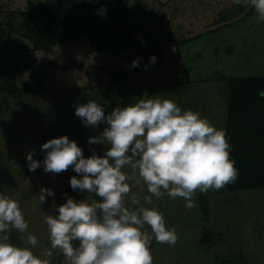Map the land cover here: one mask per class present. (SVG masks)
<instances>
[{
  "label": "rangeland",
  "instance_id": "1",
  "mask_svg": "<svg viewBox=\"0 0 264 264\" xmlns=\"http://www.w3.org/2000/svg\"><path fill=\"white\" fill-rule=\"evenodd\" d=\"M28 1L38 0H0V22L5 24L8 15L13 23L10 39L0 41V194L19 201L29 226L26 233L11 230L19 237L17 246L31 247L38 256L48 249L53 253L48 258L51 264L56 257L60 264H67L61 250L51 248L45 216L56 215V208L67 198H93L91 193L72 190L70 178L81 176L71 167L60 174L44 171L46 153L41 145L67 136L82 149L84 158L93 153L103 157L111 145L88 141L101 136L107 125L86 126L74 114L77 106L90 100L100 104L108 116L117 107L159 96L173 100L182 111L199 112L214 127L223 129L227 80L264 76V21L243 0L240 5L233 0H141L139 6L134 0H124L128 19L137 29L132 39L138 42L149 37L151 44L128 52L94 53L88 40L82 39L34 50L18 19V11L25 10ZM80 1L86 16L95 18L90 0ZM155 47L160 49L156 64L132 67L137 49ZM116 73H123L125 80L111 82V74ZM32 74L49 93L24 92L32 88ZM12 85L23 90L20 97L4 92ZM32 150L33 160L41 162L35 171H29L26 161ZM123 171L133 175L130 166ZM129 183L126 206L155 205L166 226L174 228L179 237L169 247L153 236V264H264V190L211 193L208 220L204 221L196 194L192 209L186 208L183 198L167 194L160 199L153 196L148 203L144 198L151 194L138 173ZM41 188L52 190L54 196H46L40 205ZM133 195L139 205L131 203ZM143 230L152 234L147 225ZM29 234L37 238L34 247L27 244ZM206 235L211 238L202 245Z\"/></svg>",
  "mask_w": 264,
  "mask_h": 264
},
{
  "label": "clouds",
  "instance_id": "2",
  "mask_svg": "<svg viewBox=\"0 0 264 264\" xmlns=\"http://www.w3.org/2000/svg\"><path fill=\"white\" fill-rule=\"evenodd\" d=\"M242 0H233L240 5ZM264 21V0H243ZM106 9L101 11V14ZM156 57H150L155 62ZM138 66V60L132 67ZM264 97V93H260ZM86 126L107 125L99 137L88 143L110 144L103 157L93 153L84 158L82 149L67 136L54 138L41 145L45 152L44 171L60 174L71 167L81 176L70 178L72 190L93 193L91 197L66 202L56 208V215L48 214L45 222L52 249L61 250L67 264H153L150 245L153 236L157 243L174 247L179 237L168 228L155 205L151 208H129L125 204L131 192L130 180L136 174L147 186L150 196L165 194L183 198L186 208L195 207L197 191L207 193L220 190L235 182L238 170L230 158V144L223 129L214 127L199 112L183 110L171 99L141 98L125 107L113 109L105 116L103 107L95 101L79 105L74 113ZM102 137V139H101ZM34 150L26 156L29 171L41 162L33 160ZM130 166L133 175L123 171ZM67 194H65L66 196ZM46 196H54L50 189L41 188L39 204ZM133 205L139 199L131 197ZM35 207V205H34ZM147 225L151 235L144 231ZM28 223L18 200L0 194V264H51L52 251L34 254L31 247H19L10 242L9 233L28 231ZM78 241V246L73 242ZM27 244H37L35 235L27 236Z\"/></svg>",
  "mask_w": 264,
  "mask_h": 264
},
{
  "label": "trees",
  "instance_id": "3",
  "mask_svg": "<svg viewBox=\"0 0 264 264\" xmlns=\"http://www.w3.org/2000/svg\"><path fill=\"white\" fill-rule=\"evenodd\" d=\"M8 1V0H7ZM136 5L141 0H134ZM80 0H38L27 2L25 10L18 11L20 27L34 50H48L56 45L70 41L87 39L90 51L94 53H109L112 51H129L151 44L149 37L142 41H134L132 32L136 26L128 19V9L124 0H90L94 5L95 18H89L81 7ZM103 11L101 14V11ZM6 22H0V41L10 39L9 31L13 30L11 17ZM100 29H96V25ZM160 49L139 48L133 53L135 60L144 66H152L159 61ZM156 57L150 62V57ZM33 75V74H32ZM31 75V76H32ZM111 82L124 81L123 73L111 74ZM32 88L24 92L31 95L49 93L50 89L38 83L40 78L34 74ZM227 100L226 117L223 130L230 144V158L238 170L235 182L227 184L220 190L210 189L207 193L196 192L198 208L203 220H208V198L211 193L264 190V76H236L226 82ZM4 92L13 98L22 95L23 90L8 86ZM97 202L100 198L91 193ZM10 242L19 244L16 233H9ZM211 235H206L200 241L207 243ZM78 246V242H73ZM52 264H60L56 257Z\"/></svg>",
  "mask_w": 264,
  "mask_h": 264
}]
</instances>
